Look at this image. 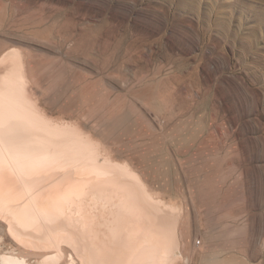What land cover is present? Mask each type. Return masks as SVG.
Wrapping results in <instances>:
<instances>
[{"label": "rangeland", "instance_id": "obj_1", "mask_svg": "<svg viewBox=\"0 0 264 264\" xmlns=\"http://www.w3.org/2000/svg\"><path fill=\"white\" fill-rule=\"evenodd\" d=\"M12 53L41 117L174 207L175 264H264V0H0V81ZM1 220L0 264H49Z\"/></svg>", "mask_w": 264, "mask_h": 264}, {"label": "bare ground", "instance_id": "obj_2", "mask_svg": "<svg viewBox=\"0 0 264 264\" xmlns=\"http://www.w3.org/2000/svg\"><path fill=\"white\" fill-rule=\"evenodd\" d=\"M6 57L13 65L0 81V219L15 242L49 264L177 263L174 207L140 173L101 157L90 138L41 117L22 57ZM2 263L28 264L17 255Z\"/></svg>", "mask_w": 264, "mask_h": 264}]
</instances>
